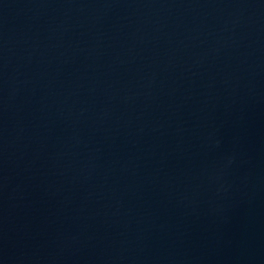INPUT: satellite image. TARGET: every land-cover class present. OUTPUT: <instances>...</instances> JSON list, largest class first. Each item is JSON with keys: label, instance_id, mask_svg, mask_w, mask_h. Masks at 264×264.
<instances>
[{"label": "water", "instance_id": "obj_1", "mask_svg": "<svg viewBox=\"0 0 264 264\" xmlns=\"http://www.w3.org/2000/svg\"><path fill=\"white\" fill-rule=\"evenodd\" d=\"M0 264H264V0H0Z\"/></svg>", "mask_w": 264, "mask_h": 264}]
</instances>
